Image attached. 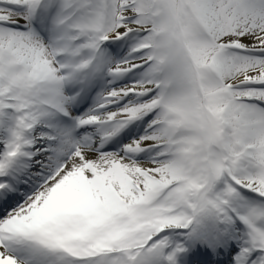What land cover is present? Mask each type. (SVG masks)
I'll list each match as a JSON object with an SVG mask.
<instances>
[{
  "label": "snow or ice",
  "instance_id": "1",
  "mask_svg": "<svg viewBox=\"0 0 264 264\" xmlns=\"http://www.w3.org/2000/svg\"><path fill=\"white\" fill-rule=\"evenodd\" d=\"M0 264H264V0H0Z\"/></svg>",
  "mask_w": 264,
  "mask_h": 264
}]
</instances>
